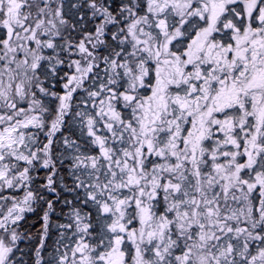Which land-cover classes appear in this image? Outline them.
Listing matches in <instances>:
<instances>
[{"label": "snow or ice", "instance_id": "6c2138e0", "mask_svg": "<svg viewBox=\"0 0 264 264\" xmlns=\"http://www.w3.org/2000/svg\"><path fill=\"white\" fill-rule=\"evenodd\" d=\"M0 264H264V0H0Z\"/></svg>", "mask_w": 264, "mask_h": 264}]
</instances>
